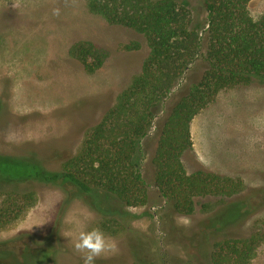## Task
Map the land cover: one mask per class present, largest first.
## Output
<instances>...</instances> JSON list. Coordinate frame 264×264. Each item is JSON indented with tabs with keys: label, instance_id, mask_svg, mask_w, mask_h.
<instances>
[{
	"label": "trees",
	"instance_id": "obj_1",
	"mask_svg": "<svg viewBox=\"0 0 264 264\" xmlns=\"http://www.w3.org/2000/svg\"><path fill=\"white\" fill-rule=\"evenodd\" d=\"M249 1L199 0L205 17L198 21L189 0H85L88 11L109 25L139 33L147 54L139 71L89 128L80 151L62 160L58 169L45 167L39 159L0 154V226L12 223L34 204L38 186L59 181L69 183L73 197L79 196L99 214L98 227L110 235L131 232L117 203L137 207L156 204L160 198L165 205L160 222L169 226L174 224V212L192 214L199 197L229 198L238 193L239 179L202 166L187 173L183 158L192 147L190 120L221 89L253 82L264 85V14L254 19ZM139 48L137 41L121 45L123 51ZM68 52L88 74L109 56L106 47L88 40L75 42ZM150 139L155 147L148 180L142 158ZM239 216L238 208L222 212L192 236L177 229L196 253L177 257L165 243L159 241L155 247L152 240L137 237L117 264H251L264 233L212 234ZM175 232L165 231V237ZM41 252L24 248L19 259L0 248V264H48L57 256L51 251L47 261ZM112 263L106 258L96 261Z\"/></svg>",
	"mask_w": 264,
	"mask_h": 264
},
{
	"label": "rangeland",
	"instance_id": "obj_2",
	"mask_svg": "<svg viewBox=\"0 0 264 264\" xmlns=\"http://www.w3.org/2000/svg\"><path fill=\"white\" fill-rule=\"evenodd\" d=\"M189 1L201 21L205 12L199 0ZM56 7L59 16L52 14ZM247 8L257 19L264 14V0H250ZM81 40L95 41L109 51L92 74L68 52ZM130 41L139 42L140 48L123 51L121 45ZM147 51L139 33L109 25L88 11L85 0H0V154L39 159L45 167L58 169L62 160L80 151L89 128L139 71ZM189 132L192 147L183 158L186 172L202 166L239 179L240 191L229 198L199 197L192 214L174 212V224L169 226L160 222L165 212L160 198L156 204L137 207L114 204L131 232L105 233L119 251L101 258L112 264L123 262L137 237L152 240L155 247L159 241L165 243L177 257L196 253L177 229L192 236L209 224V218L218 220L222 212L234 208L240 216L213 235L264 233V85L253 82L221 89L192 117ZM154 147L150 139L142 158V173L148 180ZM73 191L63 181L38 186L34 204L12 223L0 226V248L19 259L24 248L39 250L47 261L49 252L56 250L55 260L48 264L82 262L73 240L79 231L97 227L100 217L79 196L73 197ZM174 229L166 238L164 232ZM251 264H264V240Z\"/></svg>",
	"mask_w": 264,
	"mask_h": 264
},
{
	"label": "clouds",
	"instance_id": "obj_3",
	"mask_svg": "<svg viewBox=\"0 0 264 264\" xmlns=\"http://www.w3.org/2000/svg\"><path fill=\"white\" fill-rule=\"evenodd\" d=\"M52 14L59 16L60 9L53 8ZM73 250L80 255L83 264H96L97 259L119 251L116 242L98 226L79 231L73 240Z\"/></svg>",
	"mask_w": 264,
	"mask_h": 264
}]
</instances>
